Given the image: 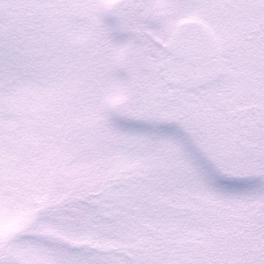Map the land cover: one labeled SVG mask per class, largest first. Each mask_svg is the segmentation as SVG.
I'll list each match as a JSON object with an SVG mask.
<instances>
[{
    "label": "snow or ice",
    "instance_id": "1",
    "mask_svg": "<svg viewBox=\"0 0 264 264\" xmlns=\"http://www.w3.org/2000/svg\"><path fill=\"white\" fill-rule=\"evenodd\" d=\"M0 264H264V0H0Z\"/></svg>",
    "mask_w": 264,
    "mask_h": 264
}]
</instances>
